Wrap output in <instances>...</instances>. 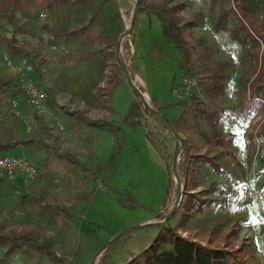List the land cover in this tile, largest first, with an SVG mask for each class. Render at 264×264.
Returning a JSON list of instances; mask_svg holds the SVG:
<instances>
[{
  "label": "rangeland",
  "instance_id": "rangeland-1",
  "mask_svg": "<svg viewBox=\"0 0 264 264\" xmlns=\"http://www.w3.org/2000/svg\"><path fill=\"white\" fill-rule=\"evenodd\" d=\"M254 1L264 18L263 1ZM156 4L162 8H153ZM27 6L22 12L0 0V158L27 162L36 174L28 178L18 170L0 179V220L6 222L0 236L11 235V229L26 230L34 233L35 243L44 242L41 220L57 211L65 220L58 242L71 238L73 249L68 258L56 257V264H127L154 242L161 226L130 228L153 217V222L164 221L179 197L172 174L174 189L164 208L170 192L168 163L172 167L178 140L144 111L119 59L110 58V46L59 36L88 28L108 37L114 48L120 44V59L146 100L173 127L185 116L179 135L194 139L202 153L229 173L224 177L206 165L198 166L199 190H209L207 196L216 203L192 219L183 236L208 246L220 243L223 234L235 233L238 237L231 239L235 243L226 241L228 248L237 250L244 244L248 262L264 264V111L254 107L244 113L241 108L248 95L246 86L256 77L255 49L236 42L230 31L214 29L225 11L230 12L231 28L238 23L233 0H59L53 9L27 0ZM172 6L178 7L174 20L188 42L189 64L160 29L162 18H168L165 10ZM142 8L148 15L139 17ZM136 12V29L122 38ZM214 72L226 76L224 93L217 99L221 130L225 137L233 136L228 149L241 167L225 150L203 142L200 133L208 128L183 105L192 104L184 94L183 78L196 80L193 95L208 105L205 89ZM111 73H117V84L111 93H104ZM28 81L47 94L38 109L26 106L21 93V84ZM15 97L17 108L11 106ZM134 104L142 114L137 119L130 117ZM79 113L104 127L83 125ZM149 132L161 142L166 158ZM250 135L255 136L254 143ZM62 154L77 165H61ZM182 167L183 158L178 164L181 175ZM24 195L42 197L52 210L22 200ZM83 210L82 221H76ZM178 219L176 215L167 224L175 226ZM66 226L68 234L63 235ZM18 245L31 253L30 259L11 254V259H3L0 243V264H41V257L33 255V244L20 240Z\"/></svg>",
  "mask_w": 264,
  "mask_h": 264
},
{
  "label": "trees",
  "instance_id": "trees-1",
  "mask_svg": "<svg viewBox=\"0 0 264 264\" xmlns=\"http://www.w3.org/2000/svg\"><path fill=\"white\" fill-rule=\"evenodd\" d=\"M39 7H47L52 9L58 4L59 0H36ZM263 4H264V0ZM4 6H14L20 11L25 12L26 0H2ZM216 3V0H212ZM234 15L238 21L234 27H230L229 11L222 12L214 26L215 31H230L232 38L242 46L252 45L255 49L253 71L256 77L246 86L248 97L241 104L242 111L248 113L254 106H258L264 110V18L257 7H255L254 0H233ZM153 8L161 7L159 4L153 5ZM162 8V7H161ZM160 8V9H161ZM178 11L177 6H172L165 10L168 16L162 18V34L171 43L174 44L175 49L181 52L186 64L191 63V53L187 50L188 42L182 32L178 22L174 20V15ZM148 15L145 8L140 9L139 16ZM137 24L135 23L134 29ZM64 38H80L82 41H90L92 44H97L99 38L88 28L75 29L67 34H59ZM104 42L110 46V58L116 60V51L113 45H110L108 40L104 38ZM134 42V38H133ZM210 83L205 89L206 96L210 99L209 104L206 105L200 97L193 95L190 100L192 104L184 102L186 111H189L191 117L194 119L202 118L208 132L200 133L203 142L209 147H218L227 150L228 145L233 142V137H225L221 130V116L222 111L219 108L217 99L224 93L226 76L221 72H214L209 76ZM118 81L117 73H111L107 85L109 88L104 89V93H111ZM1 87V86H0ZM145 111V110H144ZM147 112V111H145ZM148 113V112H147ZM81 115V114H80ZM141 111L138 104H134L131 108L130 117L136 118L141 116ZM148 116L155 122H158L153 116L148 113ZM81 121L85 124L95 127L103 128L104 125L98 121L92 120L85 116H79ZM137 119V118H136ZM185 116L181 115L175 125L177 132L181 131V122H185ZM148 136L155 148L160 154L166 158L161 142L154 138L150 132ZM255 140V136H251ZM232 160L239 167L242 163L227 150ZM64 162L71 163L68 157H61ZM183 158V170L181 182L183 185V198L179 208L174 212L173 217H179L178 223L175 226L167 224L161 227L157 238L154 242L143 252L134 254L128 260L127 264H250L248 262L249 253L242 248L233 250L228 246L221 244L226 242L230 236H223L220 243L216 246H204L191 237H184L182 233L189 232V224L197 215L204 213L211 205L215 203L207 196L209 190H199L201 187L199 180V173L197 168L200 164L208 166L212 171L218 175L228 177V171L223 169L221 165L216 163L215 159L208 154L201 152L197 143L191 137L183 138V151L181 153ZM73 164V163H72ZM170 170V192L168 200L164 206L166 208L169 204L172 190L174 189V181L172 179V167L168 163ZM36 202H42L39 198H31ZM172 217V218H173ZM233 237H237L235 233ZM5 243L9 245L7 253L14 251L15 246L13 241L4 238ZM8 255V254H7Z\"/></svg>",
  "mask_w": 264,
  "mask_h": 264
},
{
  "label": "crops",
  "instance_id": "crops-1",
  "mask_svg": "<svg viewBox=\"0 0 264 264\" xmlns=\"http://www.w3.org/2000/svg\"><path fill=\"white\" fill-rule=\"evenodd\" d=\"M26 7L27 6V0H26ZM37 3V1H36ZM59 3V2H58ZM38 5V4H37ZM56 6V5H55ZM39 7V6H38ZM41 8V7H39ZM44 8H47V7H44ZM43 9V8H41ZM49 9V8H48ZM53 9V8H52ZM27 10V9H26ZM140 17V16H139ZM143 17V16H141ZM162 27V26H161ZM161 29V28H160ZM73 31V30H72ZM92 31V30H91ZM162 31V30H161ZM93 32V31H92ZM69 33V32H68ZM95 33V32H93ZM96 34V33H95ZM97 37L99 38V41L97 42V44L99 42H103L105 45H107L105 42H104V38H106L108 40V37H102V36H99L98 34H96ZM85 42H90V41H85ZM109 42V40H108ZM91 43V42H90ZM92 44V43H91ZM110 44V43H109ZM93 45H96V44H93ZM112 45V44H110ZM115 51H116V48H115ZM111 53V51H110ZM116 56H117V51H116ZM256 75V74H255ZM140 79V78H139ZM140 81H142L140 79ZM143 82V81H142ZM2 88V86L0 87V89ZM2 91V90H1ZM247 91V90H246ZM248 94V92H247ZM248 97V95H247ZM246 97V98H247ZM1 100L3 99V97L1 96L0 98ZM13 99H16L15 98H12L11 100ZM245 101V100H244ZM243 101V102H244ZM27 106V105H26ZM29 107V106H28ZM254 107H258V106H254ZM253 107V108H254ZM252 108V109H253ZM260 108V107H259ZM251 109V110H252ZM250 110V111H251ZM263 110V109H262ZM248 111V113L250 112ZM264 111V110H263ZM245 113V112H244ZM79 116H82L80 115V113L78 114V119L80 121V123H82L83 125L87 126V127H91V128H94L96 129L95 127H92V126H89L87 124H85L84 122L81 121L80 117ZM86 117V116H85ZM251 136H254V135H250L249 136V139L251 140L252 143H254V140L251 139ZM233 137V136H232ZM233 141H234V138H233ZM233 143V142H232ZM231 143V144H232ZM230 144V145H231ZM228 145V146H230ZM218 148V147H217ZM7 149V148H6ZM222 150H225L223 148H220ZM8 150V149H7ZM227 150L230 151L227 147ZM227 150L226 153H227ZM231 154L235 155L233 152L230 151ZM227 155L230 157V159L232 160L231 156L229 155V153H227ZM63 156H66L64 154L60 155V157L58 158V162L63 165V166H76L77 165V162L72 160L71 158H69L68 156V159L70 160L71 163H66L63 161V159L61 157ZM235 157L238 159V157L235 155ZM215 159V158H214ZM239 160V159H238ZM216 161V160H215ZM233 161V160H232ZM240 161V160H239ZM234 162V161H233ZM73 163V164H72ZM217 163V162H216ZM236 164V163H235ZM220 165V164H219ZM238 166V165H237ZM241 167V166H240ZM229 174V173H228ZM223 176V175H221ZM200 189V188H199ZM31 198H39L40 200H42V202H36L34 200H32ZM212 199V198H211ZM22 200H26L27 202L28 201H31L33 202L36 206L38 207H42L44 210L46 211H51L52 210V204H48L42 197L40 196H29V195H24L23 196V199ZM215 200V199H213ZM216 203V201H215ZM214 203V204H215ZM212 206V205H211ZM161 213V212H160ZM205 213V212H204ZM52 214V215H50ZM49 214V218L48 217H45L46 220H41V224H40V238L41 239H45L44 242L43 241H38L37 243H35L34 239H37L36 236H34V233H32L31 231H26L24 230V233H21V232H18L16 230H13L11 229L10 233L11 235H6V236H0V243L3 245L4 247V256H3V259H11V257L13 256H17V258L19 257H22L24 259H30L31 257V253L28 252L27 250H22L20 249L19 245H18V242L20 240H24L25 242L27 241V243H30V244H33L34 246V249H33V255H39L41 257V264H56V261L58 259H61V258H58V257H61V256H64V258H68L67 256L72 254V249H73V242H72V239L70 237H72V232L70 233V242H67L66 243H63V242H58L59 240V235H60V231L59 229L63 228L64 227V222L65 220L63 219V214L61 212H51ZM83 214H84V210L82 211V213H78L76 214V216L74 217L76 221H82L81 218L83 217ZM203 214V213H202ZM73 215V214H71ZM201 215V214H199ZM160 216V215H159ZM155 219V217L153 218H149L147 219L146 222H143L142 224H145V223H148V222H153ZM6 227V222L4 220H0V228L4 229ZM72 227V226H71ZM190 231V230H189ZM185 233H189V232H184L182 233V235H184ZM62 234L63 235H67L68 234V227L66 226L65 227V230H62ZM233 234V233H232ZM232 234H225V236L229 235L230 236V240L228 241L230 243L231 242H234L233 240H231L232 238H237V237H233ZM237 235V234H236ZM224 236V234H223ZM222 236V238H223ZM68 237V236H67ZM185 237V236H184ZM188 237V236H186ZM4 238H8L9 240L13 241L14 243V246H15V249L13 252L11 253H7L8 252V249H9V245L7 243H5L3 240ZM226 242L225 243V247L229 246V243ZM200 243V242H199ZM235 243V242H234ZM217 245V244H216ZM216 245H212V244H209L208 246H216ZM245 248H247V246H245ZM58 250L60 251V254L58 252ZM8 254V255H7ZM12 255L10 258L8 257L9 255ZM68 254V255H67ZM67 255V256H66ZM58 259H57V258ZM59 264V263H57Z\"/></svg>",
  "mask_w": 264,
  "mask_h": 264
},
{
  "label": "built area",
  "instance_id": "built-area-1",
  "mask_svg": "<svg viewBox=\"0 0 264 264\" xmlns=\"http://www.w3.org/2000/svg\"><path fill=\"white\" fill-rule=\"evenodd\" d=\"M183 88H184V94L187 97V99L191 98L193 96V90L194 87H196L197 82L196 80H193L189 77H185L182 80ZM135 84V83H134ZM136 86V84H135ZM21 93L24 97V101L27 106L33 109L40 108L47 100V94L46 92L41 89L39 86H36L32 82H24L21 84ZM139 90V88H138ZM141 91V90H139ZM142 93V91H141ZM144 97L146 98L145 94L142 93ZM148 97V96H147ZM147 99V98H146ZM148 103L151 105L150 100L148 98ZM11 106L13 108L18 107V100L13 99L11 101ZM20 171L22 174H25L28 178L34 177L36 174V171L27 163L24 161H18L14 160L13 158L6 156L0 158V179L5 178L7 176L14 175L17 171ZM259 199L262 196L261 194H256Z\"/></svg>",
  "mask_w": 264,
  "mask_h": 264
},
{
  "label": "water",
  "instance_id": "water-1",
  "mask_svg": "<svg viewBox=\"0 0 264 264\" xmlns=\"http://www.w3.org/2000/svg\"><path fill=\"white\" fill-rule=\"evenodd\" d=\"M139 6V4H138ZM137 12L133 14L132 20H131V24L129 26V28L126 29L125 33L122 35V38H125L126 36H129V34L131 33V31L134 29L135 23H136V17ZM117 51V58L119 59V64L120 67L124 70V73L128 79V82L130 84V86L132 87V89L134 90V92L136 93L137 97L140 100L141 105L143 106L144 110L147 111L151 116H153L156 120L160 121L161 123H163L167 129L171 132V134H173V136L176 137V139L178 140V145L176 146L175 152H174V156H173V162H172V173L174 174L175 180L176 181V190H177V195L179 196L178 199H176L175 204H174V208L173 210L170 212V214H168L166 216V218L164 219V221L162 222H148L145 224H140L138 226H135L132 229H137V228H142L144 226H154V225H158V226H165L168 221L173 217L174 212L179 208L180 203L182 201L183 198V185L181 182V176L179 174V170H178V164L179 161L181 160V152L183 151V138L179 135V133L177 132V130L168 122L166 121L163 116L159 113V111L157 109H154L152 106H150V104L148 103V101L146 100V98L144 97V95L141 93V91H139L127 68L125 67V65L122 63L121 59H120V44L116 49ZM104 250V249H103ZM102 250V251H103ZM101 251V252H102ZM100 252V253H101Z\"/></svg>",
  "mask_w": 264,
  "mask_h": 264
},
{
  "label": "bare ground",
  "instance_id": "bare-ground-1",
  "mask_svg": "<svg viewBox=\"0 0 264 264\" xmlns=\"http://www.w3.org/2000/svg\"><path fill=\"white\" fill-rule=\"evenodd\" d=\"M131 24V23H130ZM130 26V25H129ZM129 26H128V28H129Z\"/></svg>",
  "mask_w": 264,
  "mask_h": 264
}]
</instances>
